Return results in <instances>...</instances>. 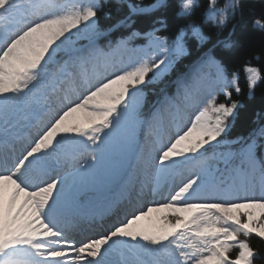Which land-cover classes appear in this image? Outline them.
I'll return each mask as SVG.
<instances>
[{
    "label": "snow or ice",
    "instance_id": "snow-or-ice-1",
    "mask_svg": "<svg viewBox=\"0 0 264 264\" xmlns=\"http://www.w3.org/2000/svg\"><path fill=\"white\" fill-rule=\"evenodd\" d=\"M102 7L100 0H0V264H256L259 250L250 238L264 241V160L257 155L264 127L234 140L228 133L243 107L232 98L242 91L241 72L251 98L264 83V68L248 60L229 73L215 46L197 62L213 67L214 78L195 88L178 78L177 96H165L152 114L155 121L165 107L175 109V135L151 149L157 181L193 161L200 171L167 201L126 216L104 234L79 243L69 238L63 207L69 188L102 185L142 160L136 132L148 123L140 113L144 86L162 81L190 54L189 34L200 45L209 39L195 22L171 39L156 35L159 28L113 38L132 28L133 16L167 8V0L129 4V15L107 28L98 24ZM200 7V0H180L177 15L190 17ZM243 11L244 0L222 6L206 0L202 16L223 30ZM252 25L264 32V14ZM142 35L148 47L133 48ZM81 40L86 43L78 46ZM220 44L235 47L231 39ZM105 49L141 55L129 69L93 82L81 69ZM189 109L194 115L182 126ZM257 118L264 120V112ZM22 140L28 143L17 156L15 144ZM84 153L88 159L80 162ZM61 160L78 166L64 176L33 179L37 166L48 177Z\"/></svg>",
    "mask_w": 264,
    "mask_h": 264
},
{
    "label": "trees",
    "instance_id": "trees-1",
    "mask_svg": "<svg viewBox=\"0 0 264 264\" xmlns=\"http://www.w3.org/2000/svg\"><path fill=\"white\" fill-rule=\"evenodd\" d=\"M65 2V0H61ZM155 0H100L102 10L98 15V24L102 28H107L117 21L124 19L129 15V4L146 6L153 4ZM201 7L196 9L190 17H180L177 15L179 10L180 0H167L168 7L159 9L149 15L133 16L134 23L132 28H121L112 34L113 38L119 37L122 34H127L130 30H135L140 33H148L154 28H159L160 31L156 35H166L170 39L175 36L178 30L186 27L189 23L195 22L199 24L204 33L209 37L208 41L200 45L195 38L190 34L186 38L189 55L182 58L175 70L170 72L162 81L148 83L144 86L145 102L140 109L141 119L148 123H143L137 128L136 136L138 143L144 148V155L139 162L132 161L130 166H126L122 171H119L112 177L111 184L118 186L120 184L128 185L129 191L132 192V202H135L136 197L140 196L142 190L152 188L155 190L166 178L159 181L156 179V168L152 174L145 177L150 161L151 149L153 142L163 141L170 131L175 133L173 125V114L175 109L171 106L165 107L160 117L153 121L152 114L157 108L161 107V101L165 96L176 97L178 94L177 80L180 77H187L193 88L209 83L215 74V69L211 66L197 67V62L204 51L209 48H214V52L218 59H221L229 73L233 70H239L243 64L251 60L252 64L264 68V32L255 29L252 25L253 17H258L264 14V0H244L243 14H238L236 19L229 23L223 30H218L212 21L205 22L202 16L203 8L206 6V0H200ZM224 0H220L222 6ZM157 19L166 21L165 26L155 23ZM231 39L235 42V47L231 50H224L220 44L221 41ZM84 44V43H82ZM149 38L142 35L133 42L132 47L136 49H145L148 47ZM101 47L104 43L101 42ZM139 52L128 50H116L108 52L105 49V54L99 55L102 62L109 66L113 71H122L129 69L140 58ZM259 55L260 59H254V56ZM96 57V58H97ZM118 65L113 69V65ZM89 67L92 71L97 72L96 62L91 61ZM87 76L91 78V74L85 68L81 69ZM151 75V74H149ZM240 87L242 89L239 95L233 91L232 98L239 100L243 107L232 128L228 133V139L234 140L237 137H248L249 134L258 132L261 127H264V120L257 118V114L264 112V83H259L254 90L251 98L248 96L247 84L244 79V74L241 72ZM225 98L222 94L218 95V102H224ZM190 109L188 110V112ZM264 144V141H260ZM212 149H209V154ZM258 158L264 160V148L257 150ZM182 159V158H181ZM170 175L172 176H193L200 171V166L195 161L181 164ZM222 168L223 165H220ZM131 184V187H129ZM137 186H140L139 188ZM141 188V189H140ZM68 193L73 196L71 188ZM81 195L85 194L81 191ZM95 195H88L87 198H94ZM243 238V237H241ZM250 243L254 248L259 250V255L256 258V264H264V241H260L257 237L252 236ZM235 253H230L234 255Z\"/></svg>",
    "mask_w": 264,
    "mask_h": 264
},
{
    "label": "rangeland",
    "instance_id": "rangeland-1",
    "mask_svg": "<svg viewBox=\"0 0 264 264\" xmlns=\"http://www.w3.org/2000/svg\"><path fill=\"white\" fill-rule=\"evenodd\" d=\"M73 39H75V37H73ZM83 41V40H81ZM81 41H77V44L78 46L80 45V42ZM59 55H62V54H59ZM95 59H93L92 61H94ZM96 63H97V68L96 70L98 71H101L100 74L97 75H94L92 76L91 78V81L95 82L96 80L98 79H101V78H104V77H108L110 75H112L114 72L108 67L106 66L105 64L102 63L101 61V58L100 57H97L96 58ZM117 65H113V68H116ZM85 69L87 71H89V64L85 67ZM97 74V73H95ZM97 76V77H96ZM75 98V97H73ZM194 115V110L190 109V111L188 112V114L185 116V119L182 123V126L183 124H186L188 122V120L190 118H192V116ZM33 135L35 134L34 130H33ZM24 135H27V133H24ZM175 134H173V132H171L165 139L164 143H168L170 137L174 136ZM27 143L28 141L27 140H22V141H18L16 142L15 146H18L16 149L18 151H16L15 155H20L21 151L23 150L24 147L27 146ZM156 144V142L153 143V145ZM4 153H5V150L0 148V159L3 158L4 156ZM10 155V154H9ZM85 159H88V156H85V155H82L80 158H79V161L82 162L83 160ZM11 163V161L9 160V164ZM153 164H155L154 161H152ZM62 166V167H61ZM78 166V165H77ZM56 167H61L62 171L58 172L57 174H53V173H50V178H54L56 176H64L66 174H68L69 172H71L73 169L72 168H69L68 166V163H63L62 165H59V164H54V169ZM66 169V170H63ZM32 176H33V179L36 180L37 182L40 181L41 179H48V177H43L41 175V172H40V168L39 166H37V168L33 171L32 173ZM112 180V178L108 179L104 184L102 185H99V186H75V187H72V189H74L75 191H87V192H95L99 189H102V188H105V187H108V185L110 184V181ZM181 185V183H176L174 184V186H167L163 189H160L159 191L156 192L155 196H153V199L154 200H158V203H161V202H165L167 201L168 199H170V196L173 194V191L178 189V187ZM257 195H259V190L257 189ZM108 196L105 198L107 199ZM139 199V197H138ZM140 199H143V196L141 195ZM99 200L97 201H93L91 202L90 204H97V202H99ZM83 201L81 200L79 203H82ZM157 203V204H158ZM100 204V203H99ZM99 204H97L99 206ZM156 205V204H155ZM148 207H145L144 204H140L138 208L134 209L131 211V214L133 213H138L139 211H146ZM86 209L90 212H97V213H100L102 215V217H107V218H112L111 215H112V212L110 211L108 214H106V210L103 209L102 207H95V206H87ZM74 213H81V211H79L78 209H75L74 210ZM120 217H122V219H117V222L119 220H123L126 216H122L120 215ZM88 219H91V217H88ZM102 224V223H101ZM100 224V226L102 227V225ZM107 228V227H106ZM108 229V228H107ZM80 237V236H78Z\"/></svg>",
    "mask_w": 264,
    "mask_h": 264
}]
</instances>
